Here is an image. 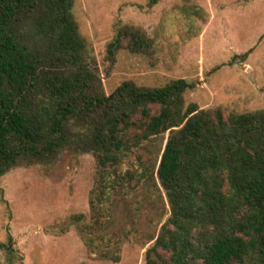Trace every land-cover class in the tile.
<instances>
[{
    "label": "trees",
    "instance_id": "trees-1",
    "mask_svg": "<svg viewBox=\"0 0 264 264\" xmlns=\"http://www.w3.org/2000/svg\"><path fill=\"white\" fill-rule=\"evenodd\" d=\"M72 4L0 0V177L64 151L90 154L97 165L91 224L80 229L90 253L110 257L104 238L94 246L91 236L106 227L111 201L152 182L169 215L143 264H264V110L185 107L194 84L182 79L160 87L125 82L106 95ZM149 47L141 30L123 27L107 59ZM165 133L155 159L144 143ZM11 243L7 237L4 245Z\"/></svg>",
    "mask_w": 264,
    "mask_h": 264
},
{
    "label": "rangeland",
    "instance_id": "rangeland-1",
    "mask_svg": "<svg viewBox=\"0 0 264 264\" xmlns=\"http://www.w3.org/2000/svg\"><path fill=\"white\" fill-rule=\"evenodd\" d=\"M71 11L106 95L125 82L160 87L182 79L194 84L184 93L185 107L264 110V0H73ZM123 27L141 30L150 47L120 49L109 62L107 45ZM167 136L144 143L153 158ZM96 172L92 155L64 151L50 163L20 164L1 176L0 264H143L169 215L162 189L150 182L111 201L106 227L91 236L94 246L104 238L110 257L101 258L80 232L91 224Z\"/></svg>",
    "mask_w": 264,
    "mask_h": 264
}]
</instances>
